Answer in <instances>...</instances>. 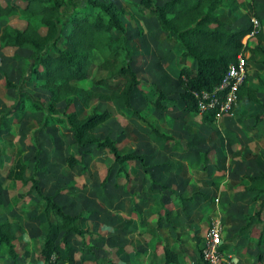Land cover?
Segmentation results:
<instances>
[{"label":"rangeland","instance_id":"1","mask_svg":"<svg viewBox=\"0 0 264 264\" xmlns=\"http://www.w3.org/2000/svg\"><path fill=\"white\" fill-rule=\"evenodd\" d=\"M63 1L65 10L86 2ZM101 1L112 3L118 12L133 54L132 69L142 82L131 92V105L174 141L153 140L119 99L96 98L86 107L74 102L70 110L79 117L108 110L110 117L95 130L97 137L109 136L121 153L141 156L140 162L125 165L124 179L116 174L105 149H79L65 123L44 126L49 93L28 81L30 51L0 46V217L10 223L16 252L13 263L2 247L0 264H43L39 250L49 218L29 182L5 178L15 163L24 165V177L34 175L41 194L54 195L66 213L77 216L82 238L66 237L72 264H161L157 251L162 244L173 247L186 262L182 264H188L199 258L206 228L214 220L221 227L226 264H264V207L261 198L255 199L238 183L242 174L264 172V87L257 82H264V64L247 63L246 85L256 89L259 105L241 104L219 119L202 121L197 113L184 110L179 98L178 71L193 67V61L180 56L174 37L159 36L152 13L134 10L138 0ZM237 1L236 11L219 6L214 13L232 29L247 27L254 17L264 33V0ZM22 23L17 16L0 19V41L6 25ZM255 41L249 38L250 45ZM92 59L89 78L79 86L92 88L96 53ZM156 88L176 102L171 110H157L146 99L154 98ZM22 93L41 109L14 112ZM63 104H56L58 115ZM67 156L77 163L68 166ZM243 224L246 227L240 228ZM59 237L56 233L55 240ZM60 256L54 264H66L62 249Z\"/></svg>","mask_w":264,"mask_h":264},{"label":"trees","instance_id":"2","mask_svg":"<svg viewBox=\"0 0 264 264\" xmlns=\"http://www.w3.org/2000/svg\"><path fill=\"white\" fill-rule=\"evenodd\" d=\"M2 3L0 1V19L17 16L22 20L20 26L6 25L0 46L19 47L30 51L28 64V81L46 89L49 93L45 105L48 111L44 126L65 123V128L71 134L79 149L93 146L105 149L116 166V174L124 179L128 177L125 165L130 161H141V156L133 153H121L116 141L109 136L97 137L95 130L110 117L108 110H92L79 117L70 106L78 102L86 107L93 99H119L133 117L141 122L153 140L174 141L171 135L160 132L153 122L147 120L131 105V92L141 87V80L132 69L133 54L127 45L125 27L118 12L110 2L101 0H86L84 7L75 6L64 9L63 0H18ZM219 6L234 12L239 7L237 0H165L161 4H153L152 0H138L134 10L143 13L149 10L157 23L159 36H172L181 47L180 56L190 58L193 67H181L177 75V83L182 91L179 98L184 110L197 113L192 90H210L219 83L227 66L234 62L240 53L248 52L245 66V79L236 89V106L247 103L260 104L256 89L246 85L248 60L264 64V33L261 28L253 35L256 41L249 44L244 40L250 31V26L232 29L227 22L215 13ZM88 9L95 10L89 12ZM67 27V29L65 28ZM65 31L63 32V30ZM115 33V35H113ZM164 38V39H165ZM96 53L98 62L94 76L90 82L92 88L106 92H96L91 87L78 84L89 78L93 66V55ZM264 87V82L257 80ZM7 86H13L5 81ZM157 110H171L176 102L167 97L160 89L154 90V98L145 96ZM63 102L62 115L57 114L56 104ZM14 112H36L41 109L35 101L22 93L16 101ZM198 114V113H197ZM202 121L214 120L211 113L198 114ZM175 143V142H174ZM68 166L77 162L72 156H67ZM6 179L20 183H30L42 199V212L49 219L47 232L39 250L43 264H54L62 259L60 249L65 253L66 264H72L68 254L69 246L66 237L69 234L82 238L84 230L76 225V215H71L56 203L54 195H43L34 175L24 177V165L15 163L8 167ZM238 183L243 191L254 193L255 199L261 198L260 206L264 207V172L248 175L242 174ZM257 213V212H256ZM246 227L243 224L240 228ZM56 233L60 234L55 240ZM15 236L7 219L0 217V251L5 247L4 254L14 263ZM163 264H179L177 253L167 246H162ZM200 253V252H199ZM204 264L199 258L194 263ZM226 264V263H224Z\"/></svg>","mask_w":264,"mask_h":264},{"label":"built area","instance_id":"3","mask_svg":"<svg viewBox=\"0 0 264 264\" xmlns=\"http://www.w3.org/2000/svg\"><path fill=\"white\" fill-rule=\"evenodd\" d=\"M250 31L244 40H248L258 31L259 23L254 17L249 18ZM248 52L240 53L222 74L219 83L210 90H192L190 92L198 114L211 113L213 119H219L233 110L236 104V89L245 79ZM221 227L214 220L208 224L202 244L200 257L204 264H224L225 257L221 246Z\"/></svg>","mask_w":264,"mask_h":264},{"label":"crops","instance_id":"4","mask_svg":"<svg viewBox=\"0 0 264 264\" xmlns=\"http://www.w3.org/2000/svg\"><path fill=\"white\" fill-rule=\"evenodd\" d=\"M156 236H155V234H154V237H153V241H155V238ZM15 245V244H14ZM162 246H166V245H164V244H162ZM162 246H159V249H158V251H157V253L159 254V253H161L162 254V257H160V260H159V262H161V264H163V253H162ZM167 247H169L171 250H173V251H175L176 252V250L173 248V247H171V246H167ZM177 253V252H176ZM144 254H145V252H144ZM177 259H178V262H179V264H182L183 262H185V261H181L180 260V256L177 254ZM192 259H194V258H192ZM196 260L194 259V260H192L191 262H189V263H194ZM186 263V262H185ZM188 263V264H189Z\"/></svg>","mask_w":264,"mask_h":264}]
</instances>
